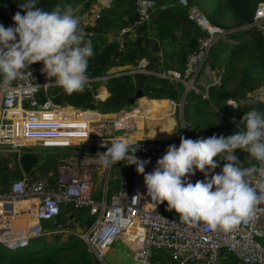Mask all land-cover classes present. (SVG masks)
<instances>
[{"label":"built area","instance_id":"2783aa9c","mask_svg":"<svg viewBox=\"0 0 264 264\" xmlns=\"http://www.w3.org/2000/svg\"><path fill=\"white\" fill-rule=\"evenodd\" d=\"M113 0H96L94 20L99 18L102 8H109ZM137 20L121 27L119 36H125L138 27L150 24L157 0H132ZM186 12L188 20L199 30L196 49L187 54L181 70L150 69L149 61L142 59L137 65L115 73L94 77L88 72L89 90L103 85L113 77H130L136 74L156 78L171 85L182 86L180 103L188 95L209 100V89L220 88L221 75L211 72L207 76L206 66L211 50L233 34L255 30L264 39V1L256 4L251 21L230 28L212 24L193 0H176ZM88 12L81 19L85 36ZM43 64H31L30 76L25 74L7 88L0 87V152L14 150L20 146L61 150L53 179L20 178L10 182L3 190L0 187V245L8 250L27 248L33 240L44 237L42 223L55 221L63 210L86 211L91 224L78 238L91 255L103 262L107 250L117 241H122L131 252L133 264H219L228 255L240 264H264V204L257 206L255 214L247 223L225 231L209 230L203 223L189 225L180 217L171 214L165 203L156 204L147 196L143 174L136 165L127 161L104 167L98 159L99 152L106 151L102 144L110 146L115 140H124L138 145L135 156L144 165L145 174L150 173L158 159L149 156L153 152H166L169 145L179 146L180 137L170 141L136 137L139 120H147L141 104L127 111L98 115L54 103L52 92L59 87L55 78L48 79L42 72ZM97 90V89H96ZM98 92L96 93V95ZM230 103L227 108L237 110ZM181 107V104H173ZM72 108L73 114L62 112ZM184 137V133L181 134ZM254 164L259 167L258 161ZM226 161H219L211 175L221 172ZM195 184L205 180L203 173L195 171L187 177ZM97 182L99 187H97ZM260 191L264 175L257 172L249 180ZM28 214L30 223L26 229L12 234L10 220ZM160 254V255H159ZM159 256V257H158Z\"/></svg>","mask_w":264,"mask_h":264},{"label":"clouds","instance_id":"9594fccd","mask_svg":"<svg viewBox=\"0 0 264 264\" xmlns=\"http://www.w3.org/2000/svg\"><path fill=\"white\" fill-rule=\"evenodd\" d=\"M37 2L24 0L19 5L24 14L18 11L13 15L14 27L0 25V87L11 86L25 70L30 76L29 66L40 62L46 78H55L48 84L67 94L83 91L89 83L86 73L94 52L92 41L85 38L81 27L79 9L57 4L49 13L37 8ZM240 103L248 108L242 117L244 129L229 137L213 135L192 140L181 136L179 146L169 145L150 173L145 174L147 161L135 156L139 144L118 139L110 146L102 144L106 151L96 155L104 167L121 161L135 164L137 173L143 174L147 196L157 205L166 202L167 210L174 211L182 222L229 231L250 221L257 206L264 204V185L258 192L249 182L257 172L264 175V112L255 106L258 101L253 98ZM175 131L173 128L166 133L172 135ZM236 150L247 152L260 166L242 167ZM219 156L226 163L209 179L218 167ZM195 171L203 173L205 180L188 182L187 177Z\"/></svg>","mask_w":264,"mask_h":264},{"label":"trees","instance_id":"16d2710c","mask_svg":"<svg viewBox=\"0 0 264 264\" xmlns=\"http://www.w3.org/2000/svg\"><path fill=\"white\" fill-rule=\"evenodd\" d=\"M96 0H38L36 7L51 12L55 5H71L82 3L83 12L87 11ZM132 0H113V6L102 8L99 18L95 22V31L106 34L115 24L120 27L129 26L137 20V14L131 4ZM161 3L152 14L150 24L138 27L135 32L137 38L130 42L127 49L121 50L117 45L94 46V55L89 58L87 72L94 77L105 74L106 69L114 64L115 59H119V65H137L144 57V45L150 44L149 31L157 35L159 42L163 44L166 51H172L168 59L171 62L178 63L176 70H181L184 66L187 54L196 49V41L200 35L199 30L187 18L183 8L177 5L176 0H157ZM261 0H197L201 11L208 20L221 27L218 18L226 12L231 16L234 26H241L251 21L256 4ZM264 1V0H262ZM24 0H0V25L5 28L14 27L12 20L16 12L24 14L19 7ZM157 3V5H158ZM204 3V4H203ZM213 5L214 8H213ZM126 20L123 21V18ZM222 19V18H221ZM241 37L219 42L210 52L209 60L213 68L218 69L221 75L220 88L209 89V100L204 101L201 97L189 95L185 99L186 117L189 118L188 110L196 109L213 110L216 120L220 126L215 128V133L211 130L213 124L204 126L201 132L194 138H191L189 128H185L184 137L188 139H206L208 137L223 135L228 137L231 130H225L222 127L226 124L223 113L226 111V102L230 99H242L250 89L255 80L264 81V39L255 30H246ZM238 34V33H236ZM182 36V41L180 38ZM235 35V34H233ZM232 35V36H233ZM185 42V44L183 43ZM179 49L176 51L175 49ZM153 51L157 52L158 47L154 45ZM166 57V55H164ZM208 60V62H209ZM150 69H172L173 66L161 64L155 57L148 59ZM163 65V66H162ZM173 68V69H174ZM87 73V74H88ZM106 90L101 95L104 97L103 109L108 111H117L123 107L129 106V100L136 93L135 85L130 77H113L106 83ZM96 86L89 90L84 88L81 92L67 94L61 88H56L52 92V99L55 104L61 106H70L81 110L92 111L95 109L94 98L96 96ZM182 86L171 85L165 81L148 77L143 83L142 92L149 100H160L166 98L171 101H177L182 94ZM198 97V98H197ZM197 98L200 106H197L190 100ZM161 101V100H160ZM238 103V102H237ZM65 109H70L66 107ZM198 128L203 126L199 125ZM207 129V131H206ZM166 152L149 153L152 158L159 159ZM240 159L242 166L248 167L247 154H241L238 150L235 153ZM249 156V155H248ZM223 159V156L217 157V160ZM220 160V161H221ZM91 222L88 224V226ZM46 227V226H45ZM53 242H47L45 239L33 240L27 248L8 250L6 253L0 252V264H99L91 255L85 244L80 240L68 239L60 240L56 237ZM230 257V256H229Z\"/></svg>","mask_w":264,"mask_h":264},{"label":"crops","instance_id":"0c3cea01","mask_svg":"<svg viewBox=\"0 0 264 264\" xmlns=\"http://www.w3.org/2000/svg\"><path fill=\"white\" fill-rule=\"evenodd\" d=\"M98 8H99V6H97L96 3H94L87 11H85V12H88V16H89V18L85 24L86 25V32H87V35L85 36V38L90 39L92 41L93 47L94 46H108L110 44H115L121 50L125 51L127 49V47L129 46L130 42L134 41L137 38L136 32L133 31L131 33H128L125 36H119L118 33H119L120 28L118 29V31L116 29L112 28L106 34H101L97 31H95L96 27H95V20L93 17H94ZM81 15L82 14H79L80 24L82 27L84 25V22L81 19ZM224 15H225L224 19H221V18H218V19L223 24V26L225 28H230V27H227L225 25V20L228 19L226 17H231V16L226 15V14H224ZM125 20H126V17L123 18V21H125ZM231 21L233 22V20L230 18V22ZM118 26H119V24H118ZM149 33H150L149 34L150 44L143 46L144 47L143 59L148 60L151 57H155L159 60V62L161 64H163L162 61L167 63L165 60H167L168 57L171 56L172 51L169 52V51H166V49H164L163 44L161 42H159V40L157 39V35L152 30L149 31ZM154 45H156L158 47L159 52L153 51ZM160 48H162V49L160 50ZM164 55H166V57ZM168 61L171 62L170 59H168ZM167 64H169V63H167ZM171 64L173 65V67H172V69H169V70H176L174 67H176V65H178V63L173 61ZM129 66L130 65H127V68ZM123 69H126L125 65H122V66L119 65V67H118V59H115L114 64L109 66L106 69L105 73H115V72H118V70H123ZM159 69H164V68H159ZM96 88H97L96 92H98V94L94 98L96 107L94 110H92L93 112H96L98 115H107V114L117 113L118 111L121 110V109L117 110V111L116 110L115 111L104 110L103 109L104 97H102L101 95L103 94V92L107 88L106 84L104 83L103 85L96 87ZM248 98H253L254 100L258 101V103H256L255 106L259 110L264 112V81L255 80L251 84L250 89L248 91H246L244 97L242 99L237 100L240 107H238L237 110H231V109L227 108L226 111L223 113L227 128L229 131L231 130L230 131L231 134H229V136H231L233 134V132L241 131L242 129H244V123L242 122V117L245 114V112L248 111V108L246 106H244L243 104H241L240 102L245 100V99H248ZM156 101H159V100H156ZM65 106H67V105H65ZM137 133H136V137L147 136L141 131L137 132ZM20 148L30 149L28 146H20ZM238 151L241 154H247V158L249 160V163L252 165H255L253 159L250 156H248L249 154L247 152H243L240 150H238ZM24 154H34V153L27 152V151L20 152V151H14V150H6V151L0 152V187L3 190L7 189L9 187L10 182H12L15 179H20V178L25 177L27 179L46 178L48 180H51L55 177L56 172L54 174L45 175L43 173V171L41 170V167L36 168V166L38 164V157H37L36 164L34 166H32V168H31L30 174L26 175L23 172L21 165H20V162H19V158ZM34 155H36V154H34ZM58 155L60 156V154H58ZM58 160H59V157L57 158V160L54 164L55 167H56ZM241 165H242V163H241ZM242 167H245V165ZM23 217L28 218V214L25 213L24 215H22V217L13 218L10 220L9 224H10L12 234L15 235L18 232H20V229H26L27 228L28 225H26L24 223ZM22 221H23V223L21 224ZM85 221L88 222L87 224H89L92 221V219L88 216L86 211H76V210L65 211V210H63L62 213L59 215V217L55 221L47 222L44 224L46 227L43 228L44 229L43 239L46 240L47 238H49L50 239L49 241L53 242V241H55L54 239L56 236H58V234L65 233V231H67V230L63 229V225L67 224V225L74 226L76 224L84 223ZM20 225H23V226H20ZM47 242H48V240H47ZM115 245L116 246L119 245L123 249H124V247L127 248L121 240L114 243L111 247L113 248ZM109 249L106 252L107 254L110 251ZM223 258L226 261V262L223 261V264H229V263L230 264H240L237 261H235L231 256L229 257L228 255H226Z\"/></svg>","mask_w":264,"mask_h":264},{"label":"rangeland","instance_id":"374dc122","mask_svg":"<svg viewBox=\"0 0 264 264\" xmlns=\"http://www.w3.org/2000/svg\"><path fill=\"white\" fill-rule=\"evenodd\" d=\"M193 3H195L200 9L201 7L199 6L197 0H193ZM131 4L133 6V3L131 1ZM204 4V3H203ZM74 8H78L79 11H78V15L79 14H82L83 13V9H82V3L78 2V3H74V4H71ZM161 3H158L157 6H160ZM113 6V3L111 4V7ZM215 5H213V8H214ZM203 11V10H202ZM226 15H228L229 13H225ZM221 18L224 19L225 18V15L223 13V15H221ZM228 19L225 20V25L227 27H233L234 23L231 21L230 22V18L231 17H226ZM221 23V22H220ZM220 25H223L222 23ZM121 28L118 26V23L115 24L114 28L113 29H116L118 31V29ZM244 33H238V34H235L231 37H233V39H237L239 37H241ZM180 38H181V41H182V36L180 35ZM185 44V42H183ZM162 48H160L161 50ZM179 49L176 48L175 50L177 51ZM159 52V49L158 51ZM167 63H165L164 61L163 64H166L168 66H173L171 63L172 62H169L168 59L165 60ZM119 63H120V60L118 59V67H119ZM122 66V65H120ZM177 67V65H176ZM125 68H127V64H125ZM125 70V69H123ZM119 71V70H118ZM217 72L218 74H220V72L218 71V69H215L212 67L211 63H210V60L209 62L207 63V66H206V72H207V75L206 77L204 78H207V76L209 77V74L211 72ZM101 85H97V87H99ZM194 96V95H193ZM190 97V95H189ZM196 97V96H194ZM143 98L145 100H149L148 98H146L145 96H143ZM198 98V97H197ZM195 99V98H191L190 100H192V102L194 104H196L197 106H200L199 102H198V99ZM160 100H166L169 102L170 106L168 108H166V112H167V115H168V118H162L160 120H156L155 122L154 121H146V120H139V123H141V127H139L137 129V132H143L145 135H147V138L148 139H158V140H170V141H175L177 140V138L181 137V134L182 133H185V128H189V131L191 133V138L194 139L199 133L203 136L204 133L201 132L202 129L204 128V126H206L207 124H213V127L211 128V130L213 131V133H215V128H217V126H220L218 123L219 122H215L216 120V117H215V113L213 112V110H207L205 108H202L201 110H196V109H192V110H188L189 112L188 113V116L189 118L186 117V112H185V102H181L180 103V99H178L177 101H171V100H168L166 98H163V99H160ZM159 100V101H160ZM150 101H153V100H150ZM159 101H153V102H159ZM129 104V102H128ZM138 104H141L139 100H135L133 104H129V106H126V107H123L121 110L122 111H127L130 109V107H135L137 106ZM173 104H181V107H174ZM74 111V110H73ZM151 116H149L150 118ZM165 119V120H164ZM170 119V120H169ZM167 120H169L167 122ZM203 126L201 128H198L197 126ZM175 128L176 131L172 134V135H169L168 133H166L168 130L170 129H173ZM227 128V125L225 124L222 129L225 130ZM207 131V129H206ZM155 135L154 138H152L153 136ZM215 135V134H214ZM187 138V137H185ZM188 139V138H187ZM18 151L20 152H31V153H34L37 155L38 157V164L36 166L37 167H41V170L43 171V173L45 175L47 174H54L55 173V162L57 160V158L59 157L58 154L61 153V150H46V149H41V148H30V149H25V148H18L17 149ZM221 158L218 160L220 161ZM97 187H99V183L97 182ZM165 208L167 209V204H165ZM171 214H174L173 211H171ZM88 222H84V223H81V224H76L74 226H71V225H63V229L64 230H67L65 231V233H60L58 234V238H60V240H68V239H76L78 240V236L84 232L87 227H88ZM45 223L43 222L42 223V228H45ZM55 237V238H56ZM48 240V242L50 243L51 241H49L50 239L47 238L46 241ZM261 244L264 246V240L261 241ZM109 253L103 257V262L104 263H101L99 262V264H133L132 260H131V252L124 247L121 248L119 245L118 246H114L113 248L111 247L109 249ZM0 252L3 253H6V250L5 248L1 247L0 246ZM160 255V254H159ZM122 257V258H121ZM159 257V256H158ZM165 263L168 264V260L165 259L163 260ZM223 261H225L224 258H222L219 262V264H223ZM226 262V261H225ZM230 264V263H229Z\"/></svg>","mask_w":264,"mask_h":264},{"label":"bare ground","instance_id":"6f19581e","mask_svg":"<svg viewBox=\"0 0 264 264\" xmlns=\"http://www.w3.org/2000/svg\"><path fill=\"white\" fill-rule=\"evenodd\" d=\"M139 101L141 103L142 108L144 109L147 120L155 122L156 120L158 121L162 118H168L166 108H168L170 106L169 102H167L165 100H161L159 102H153L150 100H145L144 98L140 99ZM61 111L64 113L68 112L69 114H73V112H74L72 108H70V109L64 108V110H61ZM149 116H151V117L149 118ZM169 120H167V122ZM140 125H141V123H139V121H138V128L141 127ZM140 137H137V138H140ZM23 221L26 225H28L30 223V220L27 217H23ZM23 221L21 222V224L23 223ZM20 226H23V225H20Z\"/></svg>","mask_w":264,"mask_h":264},{"label":"water","instance_id":"95a60500","mask_svg":"<svg viewBox=\"0 0 264 264\" xmlns=\"http://www.w3.org/2000/svg\"><path fill=\"white\" fill-rule=\"evenodd\" d=\"M146 78L147 77L142 74H136L131 78L135 85L136 93L134 97L129 100V104H133L135 100H140L143 98L144 94L142 92V86ZM19 162L23 172L26 175H29L32 166H34L37 162V156L34 154H24L19 158Z\"/></svg>","mask_w":264,"mask_h":264}]
</instances>
